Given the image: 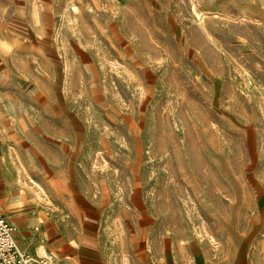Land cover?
<instances>
[{
	"label": "rangeland",
	"instance_id": "1",
	"mask_svg": "<svg viewBox=\"0 0 264 264\" xmlns=\"http://www.w3.org/2000/svg\"><path fill=\"white\" fill-rule=\"evenodd\" d=\"M2 169L125 264H264V0H0Z\"/></svg>",
	"mask_w": 264,
	"mask_h": 264
},
{
	"label": "crops",
	"instance_id": "2",
	"mask_svg": "<svg viewBox=\"0 0 264 264\" xmlns=\"http://www.w3.org/2000/svg\"><path fill=\"white\" fill-rule=\"evenodd\" d=\"M0 183L1 207L21 250L35 258L50 253L54 264H125L120 258L121 249L88 222L91 216L83 206L88 195L78 191L75 179L74 185L69 179L70 192L63 195L76 208L75 216L71 217L51 214L46 208H32V205L27 207L32 208L28 211L18 208L20 196L7 169L2 171Z\"/></svg>",
	"mask_w": 264,
	"mask_h": 264
},
{
	"label": "built area",
	"instance_id": "3",
	"mask_svg": "<svg viewBox=\"0 0 264 264\" xmlns=\"http://www.w3.org/2000/svg\"><path fill=\"white\" fill-rule=\"evenodd\" d=\"M0 264H54V256L50 253L35 258L18 247L13 229L1 209Z\"/></svg>",
	"mask_w": 264,
	"mask_h": 264
},
{
	"label": "bare ground",
	"instance_id": "4",
	"mask_svg": "<svg viewBox=\"0 0 264 264\" xmlns=\"http://www.w3.org/2000/svg\"><path fill=\"white\" fill-rule=\"evenodd\" d=\"M21 194L23 195L24 198H28V195H27V189L24 188L23 190H21ZM3 209V208H2ZM11 225V224H10ZM12 227V226H11ZM13 229V228H12ZM14 232V230H13Z\"/></svg>",
	"mask_w": 264,
	"mask_h": 264
}]
</instances>
